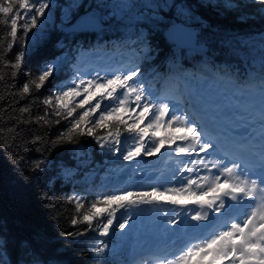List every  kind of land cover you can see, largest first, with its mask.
Returning <instances> with one entry per match:
<instances>
[{
  "label": "snow or ice",
  "instance_id": "snow-or-ice-1",
  "mask_svg": "<svg viewBox=\"0 0 264 264\" xmlns=\"http://www.w3.org/2000/svg\"><path fill=\"white\" fill-rule=\"evenodd\" d=\"M258 2L264 5V0ZM216 6L237 12L241 7L233 0ZM50 7L49 0H0V16L9 27L7 48L11 50L17 43L23 46ZM69 8L71 12L72 6ZM147 8L148 12L141 14L137 25L121 40L131 57L119 68L102 69L103 75L94 71L87 78L78 67H71L67 82L42 101L51 109L45 117L54 115L70 121V127L54 142L56 145L79 143L76 137L87 136L102 152L119 155L129 163L160 155L162 150L169 157L174 154L187 159L177 160V168L168 175L161 173L158 182L147 188H116L92 201L72 196L75 215L71 224L97 227L102 237L117 230L127 234L139 213L151 211L160 219L162 239L146 248H159L164 253L159 264H264V112L259 117V130L251 119L232 128H218L216 122L229 119L228 112L219 109L210 122L189 102L187 107H181L161 99L148 81L145 65L162 55L179 63L186 49L198 43V37L189 30V21L194 19L190 6L178 5L175 0H154ZM113 18L114 14L108 16L99 5L75 22H71L69 14L64 39L57 44L62 55L41 63L35 75L23 84L22 92L29 94L33 88L39 91L54 74L71 66L74 54L83 47L79 37L91 34L96 44L89 48L95 51L102 47L100 41ZM237 18L246 22L243 14ZM24 57L23 51L18 52L15 61L6 67L19 70ZM260 80L264 90V55ZM77 109L82 111L77 113ZM45 117L38 119L47 123ZM245 125L247 132L235 131ZM125 144L127 148L122 149ZM45 167L38 161L33 171L40 172ZM74 174L70 168L63 171L67 178ZM39 236V232L35 233V237ZM32 244L33 240H27L24 255L32 252ZM109 248V243L101 240L93 255L104 256ZM0 264H20L2 230Z\"/></svg>",
  "mask_w": 264,
  "mask_h": 264
},
{
  "label": "trees",
  "instance_id": "trees-1",
  "mask_svg": "<svg viewBox=\"0 0 264 264\" xmlns=\"http://www.w3.org/2000/svg\"><path fill=\"white\" fill-rule=\"evenodd\" d=\"M52 1L55 5H51L47 12L53 11L54 16L46 28H41L43 25L40 24L29 33L23 46L17 43L11 50L7 48L9 27L2 22L5 18L0 16V230L8 236L13 256L20 260V264H25V261H35L36 264H121L126 257L136 253L135 249L141 246V240L136 238L130 244L126 243L127 234L122 235L118 230L111 236L102 237L97 227L89 229L84 223L73 226L71 220L75 208L70 199L74 195H81L87 201H92L103 192L124 188L106 181L108 176L113 175L108 167L117 162L125 166L127 161L121 158L107 159L106 152H102L94 140L87 136L76 137L79 143L54 144L58 136L70 127V121L54 115L45 117V113L51 109L42 103L56 91L57 86L67 82L71 67L80 68L82 56L94 52L89 48V45L96 44L94 36L89 34L79 37L83 47L74 54L76 59L72 65L54 74L43 88L39 91L33 88L29 94L22 92L23 84L35 75L41 63L62 55L57 44L64 39L63 24L69 20V14L73 22L81 14L96 9L97 5L105 10L113 0H71L77 2L75 6L71 5V12L66 0H49L50 4ZM126 1L130 5L126 14L122 13L123 18L132 13H147L148 4L142 3L154 2ZM175 2L191 7L194 19L189 21V26L196 30L197 44L206 48L186 49L176 64L163 55L148 62L145 67L151 85L160 87L172 72L177 71L182 76L187 73V67L192 68L194 74L206 78L203 70L196 69L202 66V62L211 67L215 76L231 78L230 83L238 85L232 84L235 89L246 87L238 90L244 94L252 90L255 84H261V80L253 83L251 79L259 77L261 73V64L257 66L256 61H262L264 55V5L258 0H233L241 5L237 12L225 11L216 6L224 0ZM64 7L66 9L61 12ZM114 11V17H117V9ZM239 14L246 17V22L238 20ZM123 18L112 19L110 28L100 41L102 47L95 51L99 50L106 56L115 54L114 58L118 60L124 57L125 52L131 53L121 43L124 36L118 35L133 27L125 24ZM140 19L134 21L136 25ZM20 51L25 53L22 67L19 70L6 67L9 62L15 61ZM164 51L166 53L167 49ZM249 73L253 75L252 78ZM80 111L77 109V113ZM39 117H45L47 123L39 120ZM87 157L89 163L85 164ZM38 161L46 167L34 172L33 164ZM65 168L73 169L75 174L71 178L65 177ZM85 175H89L88 184H84L81 179ZM119 176L127 177L130 174L124 172ZM131 176H134L133 173ZM37 232L40 233L39 237H35ZM69 232L76 235L69 236ZM29 239L33 240L32 252L24 255L23 247ZM101 240L109 243L110 248L104 256L96 257L93 250Z\"/></svg>",
  "mask_w": 264,
  "mask_h": 264
},
{
  "label": "rangeland",
  "instance_id": "rangeland-1",
  "mask_svg": "<svg viewBox=\"0 0 264 264\" xmlns=\"http://www.w3.org/2000/svg\"><path fill=\"white\" fill-rule=\"evenodd\" d=\"M66 2L69 5H73V6H75L77 3V2H71V0H66ZM142 4H150V2L144 1ZM51 5L54 7L55 2L52 1ZM129 5L130 2L126 0H113L112 3L103 11L107 13L108 16H113L112 14L115 13L114 9H117L116 15L117 17L122 19L123 18L122 13L126 14V12L129 10L128 8ZM65 9H66L65 7L62 8L61 12H63ZM92 10H96V9H92ZM64 13H67V11ZM52 16H54L53 11L47 12L46 18H44V20L41 23L43 25L41 28H46V24L50 22ZM117 17L114 18L117 19ZM140 17H141L140 12L132 13L131 16H125L123 18L124 20L122 21H125V24H129L134 27L136 25L134 21H138ZM63 25L64 27H66V24ZM108 28H110V26ZM106 55L107 54L101 53L99 52V50H97L92 52L91 54L89 53L85 56H82L80 59V68L79 67L78 68L82 73H84L85 77H88L89 74L93 73L94 71H101V75H103L104 72L102 71V69L110 68V67L119 68L121 63L125 61L124 57H122L120 60L115 59L114 58L115 54H111L109 56ZM256 64L257 66H260L261 61H256ZM201 65L202 66H197L196 69L203 70L204 73H206V71L208 70H212L211 67L206 62L205 63L202 62ZM180 74L181 73H178L177 71L172 72V74L166 78L164 84L162 85L163 88L162 86L161 88L159 87L157 88L154 85H151V87L157 93V95L161 96L163 94L166 95L172 92L173 88L167 86H171L172 84H176V85L179 84V86L181 85L182 90L187 88V92L185 91L183 97L177 98L179 101H181L178 103L181 107H187L188 102L194 106L196 105L214 106L218 110L215 111V113H213L214 117L216 116V113L219 112V109L222 110L223 112H231L230 118L228 120L237 118L241 107H244V110L249 109V106L245 104H238V103L232 104V100L234 99L233 98L234 93L231 94L224 93L225 91L222 86H218V85L216 86L214 84H211L210 81L205 79V76H202L200 74H194L195 77L193 78H196L197 80H201V81L197 88H193L192 85L189 84L188 79L190 78H188V74L184 73L182 74V76H179ZM256 77L258 78V76ZM221 84H224L225 87L228 88L227 86L228 82L227 83L222 82ZM145 87H148V84H146ZM230 92H235L237 95H241V96L245 95V97L240 100L241 103L246 102L249 97L251 98V101H254L255 99H257V97H260L262 95V93H256L257 96L256 97L255 95L249 92H246L245 94L242 93V91H230ZM182 101L186 102V105H184ZM223 102H227V104L226 105L222 104ZM227 121L221 120L218 121V123L217 122L216 123L218 125H222V124L225 125ZM161 135H164V133L162 132ZM177 135H179V133ZM127 146L128 145L125 144L123 148ZM105 156L107 157V159L112 158L113 160H117L120 158L119 155H109L107 152L105 153ZM157 157L158 155L153 157H142L138 161H133L131 163L127 161L125 166L117 162L115 165L108 167V170L110 169L113 175L108 176V181L111 182L108 181L106 182L110 184L116 183L117 185L123 186L124 188L129 186H141L143 188H147L150 184L157 183L158 182L157 177L160 176L161 174L160 172L156 171L158 166H160V162H159L160 158ZM162 157L163 158L169 157L165 150L162 153ZM182 158L183 161L187 159L186 157H182ZM170 159L175 160L172 163H169L170 170H174L177 166L176 161L177 160L180 161V159L175 157H169V160ZM84 163L85 164L89 163L88 157ZM141 168L143 169L142 172H146L144 176H140ZM150 169L153 170L150 172L149 171ZM134 171L136 174L132 176L134 177L132 178L131 175ZM124 172H129L130 176L120 177L119 174ZM81 179L83 180L84 184H88L89 175H85L84 177H81ZM168 207H169V211H171V206ZM119 215L120 214H118V216ZM120 234L125 235L123 233ZM136 238H139L141 240V246L135 249L136 253L134 255H129L131 259H128L129 257L128 256L124 261L121 262V264H145V262H143L144 261L143 258L147 255H152L155 250L159 249V248H151L149 250V248H146V245L151 246L154 242H160L162 239L161 230H160V219L157 216V214L151 211H145L137 215L135 223L131 224L130 227L128 228L126 243L132 244L134 242V239ZM117 248L120 247L118 246ZM154 264H159V261Z\"/></svg>",
  "mask_w": 264,
  "mask_h": 264
},
{
  "label": "bare ground",
  "instance_id": "bare-ground-1",
  "mask_svg": "<svg viewBox=\"0 0 264 264\" xmlns=\"http://www.w3.org/2000/svg\"><path fill=\"white\" fill-rule=\"evenodd\" d=\"M79 17V16H78ZM77 17V18H78ZM64 31V30H63ZM115 32V31H114ZM127 33V32H126ZM126 33H121V34H118L119 36H125L126 35ZM198 47V46H197ZM193 48L194 50H204V49H201V48ZM131 53H129V52H125L124 53V58H125V60H127L129 57H131ZM245 67H247V64H245ZM187 70V74H188V78H190V79H188V81H189V84L190 85H192V87L193 88H197L198 87V85H199V83H200V81L201 80H197L196 78H193V77H195L194 76V72L192 71V68H190V67H187L186 68ZM200 71H202V70H200ZM211 73V74H210ZM214 72H212V70H208V71H206V77L207 78H205L206 80H208V81H210V83L211 84H214V85H218V86H222V87H224V88H226L225 87V85L224 84H221L222 82H224V83H227L228 82V84H227V86H228V88H226L227 90H229V91H238L239 89L241 90L242 88H246V87H242V88H238V89H235V87L232 85L233 83H230L232 80H231V78H225V77H217V76H215L214 74H213ZM250 74V76H252L253 77V75L251 74V73H249ZM230 77V76H229ZM251 77V78H252ZM259 79V80H258ZM252 81H253V83H258L259 81H260V76L257 78L256 76H254L252 79H251ZM247 80L245 79V82H246ZM234 84H236L237 85V83H234ZM240 85V84H239ZM238 86V85H237ZM240 86H243V85H240ZM171 87L173 88L172 89V92H170L169 94H166V95H164L163 93V95H161L160 97H161V99H164V100H166V102H171V103H173V101H175L176 100V98H182L183 97V95H184V93H185V91L187 92V88L186 89H184V90H182V88H181V85L179 86V84L178 85H176V84H172L171 85ZM252 88V90H249L248 92L249 93H251V94H256V93H261V84H255V86L254 87H251ZM248 89V88H247ZM191 96V95H190ZM192 97V96H191ZM188 100H190V99H188ZM258 116H260V114H255L254 116H253V118H252V120H251V124L253 125V124H255V118H257ZM228 119H226L225 121H227ZM219 121H221V120H219ZM254 122V123H253ZM226 126V124L225 125H222L221 126V128H224ZM124 148H127V147H124ZM123 148V149H124ZM163 151L164 150H162V153H163ZM157 156V155H156ZM173 157H175V158H179L180 159V161H183V158L181 157V156H175L174 154H173ZM157 158H160L159 159V162H160V166H158V168L156 169V171H158V172H160V173H163V174H166V175H168L172 170H170V167H169V163H172L173 161H175L174 159H170L169 160V157H162V154H160V155H158V157ZM178 167V165L176 166V168ZM142 168H141V171H140V173H141V175L140 176H144L145 175V173L146 172H142ZM153 169H150L149 171L151 172ZM149 173V172H148ZM147 176H148V174H147ZM104 190V189H103ZM154 253L152 254V255H150L151 256V259L153 260V262H154ZM151 264H153V263H151Z\"/></svg>",
  "mask_w": 264,
  "mask_h": 264
},
{
  "label": "water",
  "instance_id": "water-1",
  "mask_svg": "<svg viewBox=\"0 0 264 264\" xmlns=\"http://www.w3.org/2000/svg\"><path fill=\"white\" fill-rule=\"evenodd\" d=\"M84 14V13H83ZM83 14H81V15H83ZM80 15V16H81ZM77 19V18H76ZM75 19V20H76ZM75 20L73 21V22H75ZM64 31H66L67 30V27H64V29H63ZM189 30L195 35V36H197L196 35V30H195V28L194 27H191V26H189ZM198 46V47H197ZM201 48V49H205L206 47L205 46H203V45H198L197 43H194L193 45H191V46H189L187 49H193V48Z\"/></svg>",
  "mask_w": 264,
  "mask_h": 264
}]
</instances>
